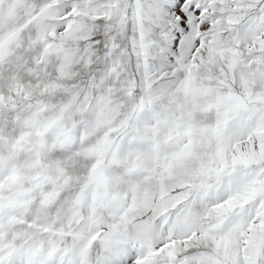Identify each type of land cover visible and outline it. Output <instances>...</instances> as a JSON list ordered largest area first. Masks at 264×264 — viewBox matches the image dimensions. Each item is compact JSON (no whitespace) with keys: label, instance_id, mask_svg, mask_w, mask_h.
<instances>
[{"label":"snow or ice","instance_id":"obj_1","mask_svg":"<svg viewBox=\"0 0 264 264\" xmlns=\"http://www.w3.org/2000/svg\"><path fill=\"white\" fill-rule=\"evenodd\" d=\"M0 264H264V0H0Z\"/></svg>","mask_w":264,"mask_h":264}]
</instances>
